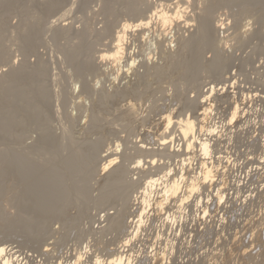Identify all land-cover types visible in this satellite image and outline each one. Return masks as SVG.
Returning <instances> with one entry per match:
<instances>
[{
  "label": "rangeland",
  "instance_id": "obj_1",
  "mask_svg": "<svg viewBox=\"0 0 264 264\" xmlns=\"http://www.w3.org/2000/svg\"><path fill=\"white\" fill-rule=\"evenodd\" d=\"M156 11L168 13L167 23L154 14ZM176 12L180 17L183 13V18H175ZM206 14H211V39L204 25ZM143 17L153 18L151 24L146 29L127 31L122 60H102L101 54L114 48L123 25H136ZM183 38L187 42L180 49ZM227 77L233 79L242 96L232 110L238 106L237 120L246 122L244 136L257 132L254 136L258 142L252 139V144L219 129L238 122H230L232 113L227 121L222 115L234 99L229 93L224 95ZM208 86H212L211 92H206ZM130 100L137 104L135 115L127 111ZM209 101L213 102L212 113L218 112L221 125L202 130L198 127L204 125L199 118L200 108ZM168 111L175 118L179 115L178 120L194 115L198 124L195 139L203 140L202 136L209 134L207 139H211L213 150L222 148L224 153L212 151V159L208 160L219 173L214 187L190 198L185 212L175 213L177 205L173 202L165 214L149 213L141 236L130 245L139 243L129 254L130 245L124 244L128 233L111 232L106 216L126 209L129 198L139 191L131 188V179L139 176L141 179L136 178V182L140 186L144 177L140 173L146 170L156 178L169 171L173 176L182 177L186 172L187 177H194L199 171L195 168L204 159L197 143L191 167L183 166L181 161L192 156L184 150L176 124H172L169 134H163L162 118ZM159 133L167 135V141L173 138L168 147L175 145L181 149L177 153L181 158H168L171 149L164 150L158 144L163 136ZM261 133L264 0H0V244L9 250L7 254L15 264H72L80 252L81 263L96 260L95 263L100 262L97 264H109L120 253L119 247L129 254L124 256L131 258V264H152L148 260L156 252L166 254L162 264H264ZM140 145L150 147L148 150L153 153L149 156H156V164L152 170L146 164L148 168L141 167L139 173L134 169L136 161L150 160L147 154L137 153L143 149ZM112 156L118 157L116 168L124 166L131 171V175H126L123 170L120 182L111 175L113 167L103 171L106 160L113 159ZM233 165L239 172L250 171L246 178L256 188L250 201L245 197L235 201L231 181L222 178L231 175ZM222 179L225 180L221 182ZM217 189L226 194L225 202L219 206L214 205ZM130 190L137 191L131 194ZM196 199L202 200L201 205H197ZM231 202L235 205L227 210ZM190 204L197 214L195 211L191 215ZM208 204L210 213L204 220L200 217L202 206ZM172 213L174 224L169 219ZM190 216L195 223L189 221ZM196 223L201 226L195 227ZM154 224L169 226L171 232L159 229L157 237L146 243L145 230ZM159 241L161 249L155 246ZM145 250L150 258L143 255ZM139 256L146 261L136 263Z\"/></svg>",
  "mask_w": 264,
  "mask_h": 264
},
{
  "label": "bare ground",
  "instance_id": "obj_2",
  "mask_svg": "<svg viewBox=\"0 0 264 264\" xmlns=\"http://www.w3.org/2000/svg\"><path fill=\"white\" fill-rule=\"evenodd\" d=\"M164 1V0H163ZM176 8V7H175ZM177 8H179L178 7V4H177ZM163 10V9H162ZM161 10V11H162ZM177 10V9H176ZM161 11H156L154 14L156 15V16H158V18L161 20V21H163L164 23H167V21L169 20V15H168V13L166 12H161ZM178 11V10H177ZM182 11V10H181ZM181 11H179V13H181ZM62 12V11H61ZM183 12V11H182ZM179 13H177L176 12V14L178 15ZM67 14V13H66ZM182 16V18H183V13L181 14ZM64 17V16H63ZM153 17V16H152ZM179 18V19H182L179 15L178 16H176L175 18ZM211 17V14H206L205 16H204V25L206 26V28H207V31H208V36H210V33H209V31H210V28L212 29V27H211V25H209V24H211L210 22V20L211 19H209ZM144 18V17H143ZM141 19V20H139V19H137V24L136 25H132V24H130L129 22H127V23H125L124 25H123V28H122V33H118L119 35H118V37L117 36H115V37H117L115 40V45H114V48L112 49V50H110V51H108V52H105V53H103V54H101V56H100V58H102V60H108V59H114L115 61H117V60H122V56L124 55V49H123V41H124V39H125V37H126V33H127V31L130 29V28H141V29H146V28H149V26H150V24H151V20L153 19V18H144V19ZM170 18H171V16H170ZM64 19V18H63ZM185 21H186V19H185ZM136 22V21H135ZM171 22V21H170ZM135 24V23H134ZM186 24H188V22L186 23ZM220 24V23H219ZM219 26V25H218ZM220 27V26H219ZM224 27V26H223ZM222 27V28H223ZM222 33V32H221ZM211 37L212 36H210V39H211ZM187 42V40L185 39V38H183L182 39V44H180L179 45V48L181 49L184 45H185V43ZM214 44V43H213ZM211 45L210 46V44H209V46H210V48H213V46L214 45ZM175 46L176 45H174V48H175ZM171 48V47H170ZM185 48H187V46H185ZM168 50H169V48H168ZM171 50V49H170ZM169 50V53L171 52ZM173 51V50H172ZM174 52V51H173ZM173 54V53H172ZM198 57V56H197ZM194 60V59H193ZM197 60V59H196ZM199 61V60H198ZM119 62V61H118ZM193 62V61H192ZM133 64L135 63V62H132ZM133 64L131 65V66H133ZM195 64V63H194ZM193 64V65H194ZM64 66V65H63ZM192 68V67H191ZM202 68V67H201ZM197 69V68H196ZM195 69V70H196ZM203 69H204V67H203ZM193 70V69H192ZM205 70H206V68H205ZM208 70H210V69H208ZM204 71V70H203ZM194 72V71H193ZM56 74V73H55ZM198 74V73H197ZM206 74V73H205ZM199 77V76H198ZM203 77V76H202ZM225 77V76H224ZM213 78V77H212ZM194 79V78H193ZM208 79V78H207ZM223 79V78H222ZM225 79V78H224ZM198 80H199V78H198ZM217 80V79H216ZM201 81V80H200ZM202 82V81H201ZM211 82V81H210ZM220 82V81H219ZM221 84V83H220ZM242 84V83H241ZM189 85V84H188ZM202 85H204V84H202ZM205 87V86H204ZM210 87H212V86H210ZM199 88V87H198ZM188 89V88H187ZM214 89V88H213ZM212 89V90H213ZM215 89H216V87H215ZM224 89V88H223ZM225 90V89H224ZM200 91V90H199ZM59 92V91H58ZM57 92V93H58ZM194 92V91H193ZM209 92H211V89L209 90ZM185 93H187V92H185ZM220 93V92H219ZM222 93V92H221ZM195 94V93H194ZM203 94V93H202ZM213 94V93H212ZM221 95V94H220ZM185 96H187V95H185ZM191 96V95H190ZM188 97V96H187ZM202 97V96H201ZM179 98V97H178ZM205 98V97H204ZM207 98V97H206ZM210 98V97H209ZM228 98V97H227ZM244 98V97H243ZM254 98V97H253ZM186 99V98H185ZM208 99V98H207ZM212 99V98H211ZM214 99V98H213ZM224 99V98H223ZM187 100V99H186ZM190 100V99H189ZM198 100V99H197ZM222 100V99H221ZM229 100V99H228ZM227 100V101H228ZM213 101H215V100H213ZM255 101H257V100H255ZM192 102V101H191ZM222 102V101H221ZM238 102V101H237ZM185 103H186V101H185ZM187 103H189V102H187ZM212 103L213 102H211V101H209V103H208V105H202V107L200 108V110L202 111H200V113H202L201 114V117H199V118H201V122L203 123V124H205V122H208L210 119H211V116L213 115V113H212ZM215 103V102H214ZM192 104H194L195 105V103H192ZM205 104H206V102H205ZM217 104V103H216ZM221 104V103H220ZM120 105V104H119ZM136 105L137 104H134L133 103V101H129V105H127L126 107H127V111H129V114L130 113H132L131 115H133L134 113H136ZM248 105V104H247ZM191 106V105H190ZM189 106V107H190ZM246 106V105H245ZM198 107V106H197ZM214 107V106H213ZM238 107V106H237ZM237 107L235 106V108H233V110H232V115H230V122H234L235 120H237V117H238V109H237ZM191 109V108H190ZM195 109V108H194ZM124 110V109H123ZM99 111V110H98ZM179 111V110H178ZM191 111V110H190ZM101 112H103V111H101ZM192 112H193V110H192ZM186 113V112H185ZM195 113H196V111H195ZM242 113V112H241ZM163 114H165V113H163ZM104 115V114H103ZM135 115V114H134ZM182 115V114H181ZM180 115V116H181ZM193 115V114H192ZM178 117H176V118H180L179 117V115H177ZM194 116V115H193ZM193 116L191 117V115L188 117V116H184L182 119H176L175 117H174V114H172V112L171 111H168V112H166V115L161 119L162 121H163V123H161L163 126H162V128L164 129L163 131H164V133L163 134H165V133H167V134H169L168 132L171 130L170 128H171V126H172V124L174 123V124H176V126H177V132H180V135L178 136V138H181V141L182 142H184L185 143V148H184V146H182V142L181 141H179V143H180V145H181V147H183L184 148V150H186L187 152H188V154H187V152H186V154L188 155V156H190L191 158H189V159H186V160H182L181 162L183 163V166H188L189 168L191 167V165H192V159H193V154L195 153V149H197V147L198 146H196L197 145V143H199V149H197V150H199V154L201 155V156H203V161H201L200 163V165L199 166H197V168H195L196 170H199V171H197L198 173H196V175L195 174H193L194 175V177H187L186 176V170L184 169V167L182 168V171L184 170V172H185V176H184V174H183V176L182 177H178V175H176V176H173V174L171 173V171H169V172H165V174H163V176L162 177H159V178H156V176L153 174L152 175V173H151V171H149L148 172V170H146L147 172H144V173H140L141 172V167H144L146 164H148L147 166H149V170H152L153 168V166H155V164H156V160H155V158H153L152 156H149V155H152V153L153 152H150V150H148L147 149V147L148 146H146V147H144V146H141L140 148H143V149H141V151H139V152H137V153H144V154H147V156L146 157H148V158H150V160L149 161H147L146 162V160H141L140 159V161L138 160V161H136L137 162V166H135L134 167V169H138V170H140L139 171V173H140V175L142 174V176H144L143 178H142V181H140L141 183L143 182V184H141L140 186H142V187H140V186H138L140 183L139 182H136L137 181V179L136 178H138V177H136V178H134V179H136V180H132L131 179V181H133L132 183H131V188H132V186L135 188V189H138L139 191L138 192H135L134 193V195L133 196H131L130 198H129V201L130 202H128V203H131V205H130V207H128V203H127V206H126V209L124 208L123 210H125V211H119L118 213H109V214H107V215H109V216H106V217H109L108 218V220H109V222H108V225H107V228L112 232H117L118 233V235H122V234H124V233H128L127 234V238H126V240H125V245L127 246V245H130V243L131 242H133L134 241V239H136L137 237H140L141 235V233H142V229H143V227H144V224H146V218H147V215L149 214V213H158V212H161V213H164V211L168 208V207H170L172 204H173V202H174V204L175 205H177V207L176 206H174V207H176L177 209V211L175 212V213H181L180 211L182 210V211H184L185 212V210H186V208H187V204H188V202H189V200H190V198L191 197H193L194 195H199L200 193H201V191H203L205 188L207 189V188H212L211 186L213 185V184H215V183H213L214 181H215V178L217 177L216 175L219 173L218 172V170L214 167V166H210V163H208L209 161L208 160H210V158H211V155H212V151H213V144H212V142H211V139H210V141L207 139V140H205V139H203V140H197V138L195 139V137H194V135H195V132H196V130H197V125L198 124H195L196 122H195V120H194V118H193ZM108 117V116H107ZM196 117V116H195ZM176 119V123L174 122V120ZM197 118H198V116H197ZM198 118V119H199ZM239 118V117H238ZM198 119H196V121L198 120ZM200 120V119H199ZM197 121V122H199V123H201L200 121ZM227 121V120H226ZM238 121V120H237ZM201 123V124H202ZM258 123V122H257ZM108 124V123H107ZM111 124V123H110ZM173 124V125H174ZM198 127H200L202 130L204 129V125H202V126H198ZM217 128V127H216ZM175 129V128H174ZM214 129V128H213ZM159 130V129H158ZM175 130V131H176ZM206 130V129H205ZM161 131V130H160ZM162 131V132H163ZM172 131V130H171ZM200 131V130H199ZM258 131V130H257ZM207 132V131H206ZM214 132V131H213ZM216 132V131H215ZM214 132V133H215ZM202 133V132H201ZM211 134H212V132H210ZM159 134H161V136L163 135L162 133H159ZM159 134H157V135H159ZM170 134H172L171 132H170ZM172 135H175V133H173ZM177 135V134H176ZM209 135V134H208ZM154 136V135H153ZM192 136H193V139H192ZM200 136V135H199ZM160 137V136H159ZM170 137H171V135H170ZM173 137V136H172ZM178 138H175V139H178ZM239 138V137H238ZM167 139H169V137H167V135H163L162 137H160L159 138V140H158V144H160L161 146H164V150L165 149H167V147L169 146V145H172V141H173V138H172V140L171 141H167ZM215 139V138H214ZM236 140V139H235ZM157 141V140H156ZM155 141V142H156ZM194 141V142H193ZM237 141H238V139H237ZM144 142V141H143ZM216 142V141H215ZM173 143H175V142H173ZM182 143V144H181ZM225 143V142H224ZM237 143V142H236ZM248 143V142H247ZM176 144V143H175ZM235 144V143H234ZM253 144V143H252ZM246 146V145H245ZM160 147V146H159ZM177 147V146H176ZM257 147V146H256ZM139 148V147H138ZM169 149H171V150H168V151H170L171 152V154H170V152H169V155L167 154V156H168V158H171V157H173V156H175V157H180L178 154V151H181V149L180 150H178V149H176L175 148V145H173V146H171V148L170 147H168ZM178 148H179V145H178ZM152 149V148H151ZM155 149H156V147H155ZM155 149H153V150H155ZM159 149V148H158ZM142 150H144V151H142ZM153 150H151V151H153ZM183 150V149H182ZM158 151V150H157ZM161 151H162V149H161ZM226 151V150H225ZM118 152V151H117ZM156 152V151H155ZM173 152V153H172ZM175 152V153H174ZM166 153V152H165ZM164 153V154H165ZM178 153V154H177ZM180 153H183V152H180ZM224 153V152H223ZM159 154V153H158ZM185 154V153H184ZM183 154V155H184ZM185 154V155H186ZM221 154V153H220ZM156 155H157V153H156ZM173 155V156H172ZM180 155H182V154H180ZM184 155V156H185ZM226 155V154H225ZM134 156V155H133ZM165 156H166V154H165ZM169 156H171V157H169ZM221 156V155H220ZM108 157V156H107ZM143 157V156H142ZM156 157V156H155ZM159 157V156H158ZM257 157V156H256ZM112 158L113 159H109L108 158V160H106L107 162H106V164H104V166H103V171L105 172V171H108V170H110V169H112V167L114 168L113 170H111V171H113V172H111V175H114V181H116V182H120L121 181V178H122V176L124 175L123 174V170L125 171V174L128 172V170H125L126 168L124 167V166H119V167H115V164L116 163H118L119 162V160L117 159V158H115V157H113L112 156ZM137 158H138V156H137ZM165 158V157H164ZM181 158V157H180ZM182 158H183V156H182ZM239 158V157H238ZM178 159V158H177ZM212 159V158H211ZM173 160V159H172ZM205 160V161H204ZM199 161V160H198ZM213 161V160H212ZM230 161V160H229ZM170 162V161H169ZM132 163V162H131ZM213 163V162H212ZM216 163V162H215ZM136 164V163H135ZM190 164V165H189ZM213 165V164H212ZM117 166H118V164H117ZM147 166H145V167H147ZM222 166V165H221ZM216 167H218V166H216ZM227 167V166H226ZM128 168V167H127ZM140 168V169H139ZM148 168V167H147ZM164 168V167H163ZM172 168H173V166H172ZM189 168H187L188 170H189ZM199 168V169H198ZM144 169V168H143ZM157 169V168H156ZM161 169V168H160ZM221 169V168H220ZM133 170V169H132ZM144 170V171H145ZM170 170V169H169ZM177 170V169H176ZM187 170V171H188ZM225 170V169H224ZM223 170V171H224ZM228 170V169H227ZM130 171V170H129ZM175 171V170H174ZM131 172V171H130ZM130 172H128V173H130ZM142 172H143V170H142ZM163 172V171H162ZM176 172V171H175ZM218 172V173H217ZM135 172H132V174H134ZM157 173H158V171H157ZM181 173V172H180ZM160 174V176H161V174L162 173H159ZM127 175V174H126ZM130 175H131V173H130ZM130 175H128V176H130ZM136 175H138V174H136ZM181 175V174H180ZM192 175V176H193ZM141 176V177H142ZM155 176V177H154ZM172 176V177H171ZM191 176V175H190ZM222 176H224V175H222ZM249 176V175H248ZM218 177H220V175L218 176ZM225 177V176H224ZM126 178H128L127 176H126ZM130 178H132V177H130ZM129 178V179H130ZM140 178V177H139ZM138 178V179H139ZM221 178V177H220ZM141 179V178H140ZM139 179V180H140ZM226 179V178H225ZM224 179V180H225ZM223 179L221 180V182L222 181H224ZM144 182H145V186H143L144 185ZM251 182V181H250ZM205 184H207V185H205ZM221 184V183H220ZM226 184V183H225ZM223 184H221V186H222ZM130 186H128V187H130ZM220 186V187H221ZM264 186V185H263ZM139 187V188H138ZM213 187H214V185H213ZM223 187V186H222ZM229 187V186H228ZM125 188V187H124ZM133 188V189H134ZM232 188V187H231ZM128 189V188H127ZM219 189V188H218ZM217 189V191H216V195L214 194V196H215V206H217L218 204H222L223 202H225L224 201V197L226 196V194H225V196H224V194H223V192L222 191H220V190H218ZM214 190V189H213ZM129 191V190H128ZM131 191V190H130ZM134 191H137V190H133V191H131V194L134 192ZM208 191H209V189H208ZM213 192H215V191H213ZM129 194V193H128ZM255 194V193H254ZM126 195V194H125ZM234 195V194H233ZM125 197H127V196H125ZM198 197V196H197ZM211 197H213V196H211ZM251 197V196H250ZM203 198V197H202ZM227 200V199H226ZM127 201H128V199H127ZM196 203H198L197 205L199 206V205H201V201H198L197 199H196ZM244 201V200H243ZM250 201V200H249ZM204 202V201H203ZM210 202V201H209ZM237 203H238V201H237ZM212 205V204H211ZM213 205V206H214ZM225 205V204H224ZM235 205V204H234ZM209 204L207 205V206H205V205H203L202 206V211H201V214H202V216H200L201 218H203V217H206V216H209L208 214L210 213L209 212ZM219 206V205H218ZM248 206V205H247ZM172 207V206H171ZM189 207V206H188ZM223 209V208H222ZM174 210V209H173ZM215 210H216V207H215ZM229 210H231V209H229ZM236 210V209H235ZM163 211V212H162ZM168 211V210H167ZM166 211V212H167ZM217 211V210H216ZM260 211V210H259ZM170 212V211H169ZM169 212H167V214H169ZM213 212V211H212ZM160 213V214H161ZM222 213V212H221ZM114 214H116V215H114ZM159 214V213H158ZM165 214V213H164ZM171 214V213H170ZM173 215H170L171 216V218H169L170 219V221L172 220L173 222H174V213H172ZM200 214V215H201ZM214 214V213H213ZM250 214V213H249ZM156 215V214H155ZM154 215V216H155ZM199 215V214H198ZM210 215H212V214H210ZM111 216H113V217H111ZM169 216V217H170ZM173 216V217H172ZM245 216V215H244ZM176 217V216H175ZM212 217V216H211ZM246 217V216H245ZM177 218H179V217H177ZM182 218V217H181ZM207 218V217H206ZM209 218V217H208ZM250 218V217H249ZM106 219V218H105ZM148 219V218H147ZM157 219V218H156ZM195 219V218H194ZM198 219V218H197ZM204 219V218H203ZM217 219V218H216ZM224 219V218H223ZM149 220V219H148ZM150 220H153V219H151V216H150ZM205 220V219H204ZM171 221V222H172ZM197 221V220H196ZM200 221H201V219H200ZM199 221V222H200ZM247 221V220H246ZM172 222V223H173ZM194 222V221H193ZM214 222V221H213ZM195 223V222H194ZM228 223V222H227ZM231 223V222H230ZM259 223V222H258ZM174 224V223H173ZM172 224V225H173ZM201 224V223H200ZM204 224V223H203ZM205 224H207V223H205ZM254 224V223H253ZM228 225V224H227ZM103 226H104V224H103ZM146 226V225H145ZM203 226V225H202ZM254 226V225H253ZM258 226V225H257ZM105 227V226H104ZM185 227V226H184ZM183 227V228H184ZM196 227V226H195ZM107 228H105V230L107 229ZM190 228V227H189ZM205 228V227H204ZM102 230V229H101ZM108 230V231H109ZM197 230V229H196ZM103 231V230H102ZM107 231V230H106ZM107 231V233H109ZM259 231H261V230H259ZM163 232V231H162ZM194 232V231H193ZM198 232V231H197ZM203 232V231H202ZM217 232V231H216ZM191 233V232H190ZM194 233H196V232H194ZM254 234V233H253ZM260 235H261V233H259ZM263 234V233H262ZM67 235V234H66ZM140 235V236H139ZM208 235V234H207ZM255 235V234H254ZM257 235V234H256ZM260 235H258V236H256V237H260V239L263 237H261ZM174 236V235H173ZM213 236V235H212ZM225 236V235H224ZM163 237V236H162ZM193 237V236H192ZM244 237V236H243ZM251 237V236H250ZM206 238V237H205ZM192 239V238H191ZM249 239V238H248ZM65 240V239H64ZM176 240V239H175ZM174 240V241H175ZM258 240H259V238H258ZM124 241V240H123ZM261 241V240H260ZM161 242H162V240H161ZM171 242V241H170ZM252 242V241H251ZM254 242H255V240H254ZM181 243V242H180ZM187 243V242H186ZM263 243V242H262ZM162 244V243H161ZM250 244V243H249ZM264 244V243H263ZM124 245V246H125ZM248 245V244H247ZM251 245V244H250ZM259 245V244H258ZM172 246V245H171ZM248 247V246H247ZM251 247H252V245H251ZM260 247V246H259ZM178 248V247H177ZM261 248V247H260ZM259 248V249H260ZM239 249V248H238ZM243 249H245V248H243ZM247 249H249V248H247ZM258 249V250H259ZM263 249V248H262ZM76 250H78V249H76ZM129 250V249H128ZM236 250H237V248H236ZM7 251H9V250H6V248L4 247V245L3 244H0V264H15L14 263V261H13V257H10L9 258V256H8V254H7ZM79 251V250H78ZM77 251V253H79ZM126 251V250H125ZM238 251V250H237ZM244 251V250H243ZM246 251V250H245ZM250 251V250H249ZM166 252V251H165ZM81 253V252H80ZM79 253V254H80ZM257 253V252H256ZM261 253V252H260ZM263 253V252H262ZM76 254V253H75ZM79 254H76L75 256H76V258H74V260H73V262H71L72 264H84V263H81L80 262V258L82 257V253L79 255ZM182 254V253H181ZM248 254V253H247ZM251 254V253H250ZM253 254V253H252ZM77 255H79V256H77ZM115 255H118V256H115L114 258H108L110 261L108 262L107 260V262L109 263V264H126V263H128V264H131V258H129V257H126V256H124V255H129V254H123L122 252L121 253H117V254H115ZM124 257H123V256ZM168 255V254H167ZM245 255V254H244ZM249 255V254H248ZM12 256H13V254H12ZM74 256V257H75ZM114 256V255H113ZM258 256V255H257ZM111 257V256H110ZM239 257V256H238ZM252 257V256H251ZM104 258V257H103ZM233 258V257H232ZM260 258V257H259ZM145 259V258H144ZM148 259V258H147ZM228 259V258H227ZM15 260V259H14ZM164 260H166V254L165 253H155V254H153L152 256H151V259L150 260H148V261H150L152 264H162L163 262H164ZM172 260V259H171ZM97 261H98V259H97ZM145 261H146V259H145ZM147 261V262H148ZM111 262V263H110ZM142 262H144V260L142 261ZM248 262V261H247ZM246 262V263H247ZM69 263V262H68ZM97 263H100L99 261L97 262ZM167 263H169V262H167ZM142 264V263H141ZM144 264V263H143ZM147 264V263H146ZM149 264V263H148Z\"/></svg>",
  "mask_w": 264,
  "mask_h": 264
},
{
  "label": "built area",
  "instance_id": "obj_3",
  "mask_svg": "<svg viewBox=\"0 0 264 264\" xmlns=\"http://www.w3.org/2000/svg\"><path fill=\"white\" fill-rule=\"evenodd\" d=\"M232 78L234 79V77H233V75H232ZM231 77H227V85H226V91L224 92V95H226V94H228L229 93V95H232V96H229V97H233L234 99L233 100H230L229 101V103H228V105L226 106V110L224 111V113L222 114L223 115V118H224V120H226V119H228V116H229V114H231L232 112V106H233V104H234V102H236V101H239V100H241L242 99V96H240L238 93H237V91H236V88H235V83H233V79H232ZM211 89V87L210 86H208V89L206 90V92L207 91H209ZM217 89L219 90V91H221V89H220V87H217ZM240 96L241 98L239 99L237 96ZM222 96V95H221ZM228 97V96H227ZM208 104V102L206 103V105ZM218 112H213V115H212V118L208 121V122H205V124H204V128L206 129V130H213V128L216 126V124H218V125H221V123L219 122V120H220V117L218 116V114H217ZM221 113V112H220ZM223 118H222V120H223ZM245 124H246V122H245V120H239L237 123H235V124H233V125H229V126H219L220 128V130L222 131V133L224 134H227V135H231L232 137H239V138H241L242 140H247V141H249L250 143H252V139H254V140H256V138H255V136H254V134H256L257 135V132H253V133H251V132H249L251 129H252V127H250L251 129H246L249 133L246 135V136H244V134H245V128H247L246 126H245ZM198 133H200V131L198 132ZM209 137V135H204V136H202V138L203 139H207ZM259 138H261L262 139V143L264 142V133H261V135H260V137ZM222 139H225V137H222ZM258 141H260V140H258ZM257 140L255 141V142H258ZM254 142V141H253ZM214 148H216V147H214ZM251 148H254V146H251ZM222 150V148L221 149H214L213 150V152H220ZM222 152H223V150H222ZM198 154V153H197ZM188 158V157H187ZM177 162V161H176ZM176 162H175V164H176ZM231 168H233V172L231 173V175L229 176V177H227V176H225V177H222V178H229V182L231 181V185H232V188H231V194H234V192L236 193V198H234V200L236 201V199H240V198H247V199H249V197H250V195H251V192L252 191H254L256 188H254L253 186H251V185H249V182H248V180H247V176H248V174H249V172H247V173H242V172H239L238 170H236V168H235V165H233V166H231ZM254 169V168H253ZM178 171H181V166H180V168H178ZM246 174V175H245ZM241 175H243L242 177H241ZM251 176H253V175H251ZM251 180V179H250ZM218 181H219V179H218ZM238 183H241L240 184V186L238 185ZM238 185V186H237ZM240 187V188H239ZM255 196V194L253 195V197ZM250 200V199H249ZM240 205V204H239ZM250 205V204H249ZM234 207V205H233V203L231 202L230 204H228V209L227 210H229L231 207ZM190 209H191V215H193L194 214V212L196 211L195 210V208L194 207H192L191 206V204H190ZM171 209V208H170ZM174 210H175V208H173ZM173 209H171V210H173ZM196 214L198 213L197 211L195 212ZM158 217L159 218H164V217H162V215H158ZM189 221L193 224V220H192V217L190 216V218H189ZM159 224H160V222H159ZM195 226L196 227H199V226H201L199 223H196L195 224ZM152 229V230H151ZM159 229H161L163 232H165V230H167L168 229V231L169 232H171L170 231V227L169 226H167V227H164V228H162V227H160L158 224H154V226L151 228V227H149V228H147L146 230H145V232H146V234H147V238H145L144 240H145V242L147 243V242H150L151 240L153 241V239L155 238V237H157V235L159 234ZM138 243H139V241H136L135 242V245H130V247H129V254L130 253H133V251L136 249V246L138 245ZM153 243V242H152ZM159 244H160V241L159 242H157L156 244H155V246L156 247H159ZM162 247H159V249H161ZM159 249H158V251H159ZM117 252H124L125 253V250L122 248V247H119V249H118V251ZM135 252H137V251H135ZM145 254H147L146 253V250H145V252H144V256H145ZM148 255V254H147ZM150 255H148V257H149ZM150 258V257H149ZM144 260V257L143 256H139L138 257V260L136 261V263H140L141 261H143ZM96 262V260H93V261H88V262H86V264L87 263H90V264H97V263H95ZM104 264H106V263H104ZM165 264V263H164Z\"/></svg>",
  "mask_w": 264,
  "mask_h": 264
}]
</instances>
